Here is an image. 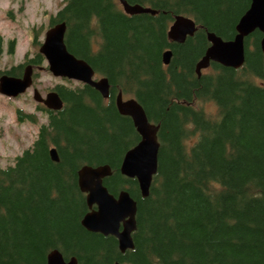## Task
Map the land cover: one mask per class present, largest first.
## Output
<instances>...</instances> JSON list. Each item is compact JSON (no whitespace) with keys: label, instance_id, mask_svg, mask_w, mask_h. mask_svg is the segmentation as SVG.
I'll return each mask as SVG.
<instances>
[{"label":"trees","instance_id":"obj_1","mask_svg":"<svg viewBox=\"0 0 264 264\" xmlns=\"http://www.w3.org/2000/svg\"><path fill=\"white\" fill-rule=\"evenodd\" d=\"M125 1L157 13L128 15L118 0H64L49 20V26L66 24L67 50L108 79L109 96L105 101L88 85L60 84L53 90L61 109L36 106L47 122L13 164L0 168V264H46L55 248L77 264H264L262 34L246 37L240 68L210 63L200 76L195 72L209 46L206 33L231 39L250 0ZM178 14L198 26L182 44L167 37ZM2 45L0 34V58ZM43 61L36 53L26 62ZM22 67L3 73L20 76ZM119 91L159 125L157 172L146 198L135 179L119 172L125 151L140 139L131 119L117 112ZM206 102L215 115L197 107ZM24 119L34 122L17 111V120ZM52 146L58 162L49 157ZM103 164L111 167L103 180L108 192L126 189L137 202L134 247L123 253L115 237L80 225L88 208L76 172Z\"/></svg>","mask_w":264,"mask_h":264},{"label":"water","instance_id":"obj_2","mask_svg":"<svg viewBox=\"0 0 264 264\" xmlns=\"http://www.w3.org/2000/svg\"><path fill=\"white\" fill-rule=\"evenodd\" d=\"M123 12L128 15L150 13L156 10L141 5H132L125 0H118ZM198 26L193 18L182 14L175 15L168 27L169 41L182 44L188 37H192ZM235 34L229 40H224L213 32L206 33L209 46L195 64L197 76L209 67L210 63L238 69L245 61V39L255 30L262 36L259 47L264 55V0H250L248 8L243 12L235 24ZM66 24L56 23L48 27L44 33L38 52L47 61L49 72L60 78L74 80L95 89L102 98H108L110 83L103 76L94 78L95 72L83 59L70 53L64 42ZM172 51L168 48L161 55L162 63L168 65ZM34 66H24L21 76L7 74L0 75V94L8 98H16L24 93L33 83ZM33 100L42 104L46 109L57 111L62 107V100L56 91L51 90L42 97L37 89H33ZM117 112L131 119L133 127L139 135V141L125 151L119 172L129 179H135L141 198L149 195L150 186L157 172L159 141L158 124L150 122L143 107L135 98L123 99L119 91L115 97ZM49 157L58 162L55 147L49 149ZM77 186L85 194L87 212L80 220V225L88 232L99 233L103 236H113L117 240L118 250L123 253L133 249L132 234L136 230L137 202L126 189H122L116 196L109 193L103 180L111 175L108 164L90 166L82 165L77 172ZM46 264H77L74 256L65 259L58 249H52L46 255ZM112 264H126L113 262Z\"/></svg>","mask_w":264,"mask_h":264},{"label":"rangeland","instance_id":"obj_3","mask_svg":"<svg viewBox=\"0 0 264 264\" xmlns=\"http://www.w3.org/2000/svg\"><path fill=\"white\" fill-rule=\"evenodd\" d=\"M64 0H0V34L3 37V53L0 58V75L11 67L23 64L38 52L51 16H55ZM34 40L37 43H33ZM12 42L11 46L10 43ZM10 49V51H9ZM96 50V46L94 45ZM100 78V75H96ZM74 87L77 82L53 76L44 60L34 67L33 83L23 94L7 98L0 94V168L14 163V157L30 147L36 139L39 126L47 122L42 110L37 109L33 100V89L44 97L56 85ZM124 99L134 98L123 95ZM209 116L216 114L211 102L198 103ZM17 111L31 114L34 122L28 119L17 120Z\"/></svg>","mask_w":264,"mask_h":264},{"label":"flooded vegetation","instance_id":"obj_4","mask_svg":"<svg viewBox=\"0 0 264 264\" xmlns=\"http://www.w3.org/2000/svg\"><path fill=\"white\" fill-rule=\"evenodd\" d=\"M96 73H95V75H94V78L95 79H97V77H96ZM86 84H83V83H81V82H77V87H80V88H82V87H84ZM95 90V89H94ZM96 91V90H95ZM118 94V92L116 93V95ZM116 95H115V97H116ZM124 99V98H123ZM105 101H107L108 100V98H106V99H104ZM114 103H115V98H114ZM40 105V104H39ZM41 106H43L42 104H41ZM44 107V106H43ZM45 108V107H44ZM46 109V108H45ZM48 110V109H47Z\"/></svg>","mask_w":264,"mask_h":264}]
</instances>
